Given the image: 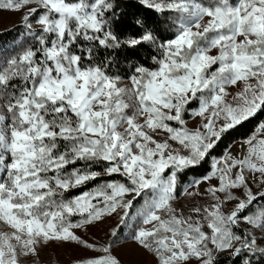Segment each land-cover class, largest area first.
<instances>
[{
  "label": "snow or ice",
  "instance_id": "snow-or-ice-1",
  "mask_svg": "<svg viewBox=\"0 0 264 264\" xmlns=\"http://www.w3.org/2000/svg\"><path fill=\"white\" fill-rule=\"evenodd\" d=\"M137 2L176 13L175 37L161 39L139 18L136 32H119L116 0H0V10L27 9L32 41L0 60V264H37L53 244L97 253L75 264H122L115 241L97 246L77 230L120 211L119 225L130 227L129 210L146 190L130 239L151 257L147 264L264 255L255 235L236 230L243 221L264 233V206L241 215L264 198L253 191L264 189V120L241 141L240 155L213 158L211 172L189 186L195 191L185 188L211 203L175 206L179 174L264 112V0ZM142 48L148 61L114 70L118 54L127 60ZM186 113L199 118L197 127Z\"/></svg>",
  "mask_w": 264,
  "mask_h": 264
},
{
  "label": "trees",
  "instance_id": "trees-1",
  "mask_svg": "<svg viewBox=\"0 0 264 264\" xmlns=\"http://www.w3.org/2000/svg\"><path fill=\"white\" fill-rule=\"evenodd\" d=\"M116 2L119 4L117 15L122 17L124 21V23L119 26L118 31L122 32L124 35H131L137 31L135 20L139 18L141 20H146L147 23L145 26L153 30L155 35L161 39L175 37L178 23L177 14L173 12H166L163 14L156 13L140 5L136 0H116ZM26 31L27 30L24 29V27L19 26L9 31L0 33V60L15 55L17 52L21 51L22 48L32 43L30 38L26 36ZM106 54L107 53H105V55ZM126 55V53H120L116 57L117 62L114 70H118L121 74L130 72L131 64L137 63L141 60L148 61L149 52L146 48H142L138 57H132L127 60L125 59ZM190 107H192V105H190ZM261 120H264V112L258 113L256 117L250 118L249 121L245 122L237 129L225 134L222 140L218 143L217 147L212 150L209 157L201 162L200 165L187 169L183 173L179 174L177 182L178 190L189 187L196 180H203V176L211 172L213 158H221L231 149V147L241 143V141L253 133ZM110 179L121 180L122 178L119 176L102 177L98 181L90 182L84 188L73 189L66 195L68 198H72L75 195H79L82 191L94 188L98 183ZM255 203L258 204L257 208L260 209L261 206H264V198H259L255 201ZM218 260L220 261V264H244L245 260H250L251 264H264V255L260 253H256L255 255L251 253H241L239 258L220 256ZM36 261L37 263L40 262L38 259H36Z\"/></svg>",
  "mask_w": 264,
  "mask_h": 264
},
{
  "label": "rangeland",
  "instance_id": "rangeland-1",
  "mask_svg": "<svg viewBox=\"0 0 264 264\" xmlns=\"http://www.w3.org/2000/svg\"><path fill=\"white\" fill-rule=\"evenodd\" d=\"M26 11H27L26 8L20 11L0 10V33L9 31L19 26L24 27L22 22V17ZM34 20L35 18H33V24H35ZM34 27H36V25H34ZM235 90H236L235 88L231 89V91L233 92ZM195 105L196 108H198L199 106L198 101H193L191 108L193 107L195 108ZM185 118L188 120L189 127L198 126L199 118H195V119L192 118L190 113H186ZM241 151L242 150L240 148V143H238L233 147H231V149L228 152L238 156L241 154ZM211 183H216V181L213 180L211 181ZM208 186H209V182H204L200 185V190L203 191ZM185 188H188L189 191H195V188L192 187H185ZM185 188L178 190V186H177V190H176L177 200L175 201V206L178 208H183L185 212H187V209L193 204H208L212 202L208 197H204V198H201L199 196L188 197L187 195H185ZM261 190L264 189H257L253 184L254 192H259ZM237 194L239 195L240 193L237 192ZM149 195L150 193L148 192V190H146L145 193H143L140 197H137L133 201V206L129 210V217L131 218L129 220L130 227L119 225L120 215H122V211H120L119 214H113L111 217L105 218V220L102 223H98L94 226L89 227L87 231L77 230L78 234L83 236L89 242L95 243L97 246L113 243L115 241V243H113L114 254L121 259L122 264H147V262L151 261V257L148 254H146L142 249H139L135 245V243L130 239V236H131V230L135 229L139 223L138 218H136V213L143 206L145 200L149 198ZM128 198L131 199L132 197L129 196ZM234 203L235 202H229L225 206V211L231 209ZM254 204H256L255 201L253 202L252 205H250L251 207L249 206V208L245 211V213H242L241 215L258 211L259 210V208H257L258 204L256 205ZM253 205L255 209L253 208ZM73 219H79V217H75ZM118 226H119V231L117 237H112L110 235L111 229ZM242 229L249 230L253 235L257 237L258 241L261 242V246H264V233H261L259 229H255L251 225H248L247 223L241 221L240 228L236 230L240 231ZM242 253H246V252H242ZM94 255H97V253L92 252L91 250H85L82 247L76 246L74 244H64V245L53 244L43 249L39 257L35 259L40 260V262L37 264H75V261L78 259L88 256H94ZM220 256H230V255L228 253H225Z\"/></svg>",
  "mask_w": 264,
  "mask_h": 264
}]
</instances>
